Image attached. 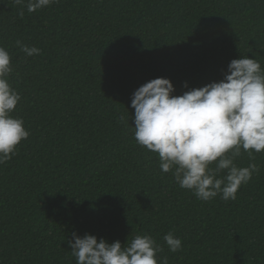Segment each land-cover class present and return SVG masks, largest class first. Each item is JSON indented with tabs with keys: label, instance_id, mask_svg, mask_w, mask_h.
Wrapping results in <instances>:
<instances>
[{
	"label": "trees",
	"instance_id": "16d2710c",
	"mask_svg": "<svg viewBox=\"0 0 264 264\" xmlns=\"http://www.w3.org/2000/svg\"><path fill=\"white\" fill-rule=\"evenodd\" d=\"M21 7L0 0V46L21 96L12 115L30 133L0 164V264H76L73 232L122 244L149 234L158 264H264V151L241 148L237 166L258 171L235 200L197 199L137 144L131 106L154 78L182 95L240 56L264 69V0H59L23 17Z\"/></svg>",
	"mask_w": 264,
	"mask_h": 264
},
{
	"label": "clouds",
	"instance_id": "9594fccd",
	"mask_svg": "<svg viewBox=\"0 0 264 264\" xmlns=\"http://www.w3.org/2000/svg\"><path fill=\"white\" fill-rule=\"evenodd\" d=\"M59 0H14L29 13ZM27 55H39L40 49L16 41ZM11 57L0 46V164L16 153L17 145L29 131L21 117L12 115L20 94L11 86ZM187 88V83L184 85ZM169 78L158 77L138 87L132 96L134 138L140 146L156 153L162 172H172L180 188L191 190L197 199L235 200L238 189L247 184L255 163L238 167L235 160L241 148L250 158L264 151V69L254 57L240 56L227 65L223 79L174 95ZM123 120V117L121 118ZM215 163V168L210 167ZM224 173L220 175V173ZM169 251L177 252L182 239L171 231L163 237ZM76 264H158L163 251L149 234H137L122 244L109 243L95 235L72 234L68 240ZM159 264H168L161 258Z\"/></svg>",
	"mask_w": 264,
	"mask_h": 264
}]
</instances>
